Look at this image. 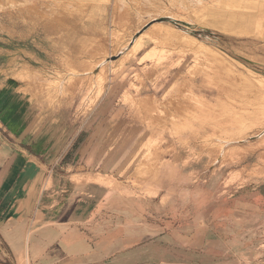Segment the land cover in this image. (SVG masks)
<instances>
[{"label":"rangeland","instance_id":"rangeland-1","mask_svg":"<svg viewBox=\"0 0 264 264\" xmlns=\"http://www.w3.org/2000/svg\"><path fill=\"white\" fill-rule=\"evenodd\" d=\"M10 125L50 164L72 147L52 198L99 186L207 229L222 262H264V0H0Z\"/></svg>","mask_w":264,"mask_h":264},{"label":"crops","instance_id":"crops-1","mask_svg":"<svg viewBox=\"0 0 264 264\" xmlns=\"http://www.w3.org/2000/svg\"><path fill=\"white\" fill-rule=\"evenodd\" d=\"M10 130L13 135L0 133V250L16 263L27 253L29 264H232L220 260L207 229L151 223L143 203L99 187L119 190L107 174L86 182L73 174L75 184L98 187L52 198L62 178L57 179L56 164L72 147L50 164L25 138L15 141L14 125ZM47 204L53 208L45 209Z\"/></svg>","mask_w":264,"mask_h":264},{"label":"bare ground","instance_id":"bare-ground-1","mask_svg":"<svg viewBox=\"0 0 264 264\" xmlns=\"http://www.w3.org/2000/svg\"><path fill=\"white\" fill-rule=\"evenodd\" d=\"M239 22H237V21H234V23L233 24H238ZM133 46H132V48H134V51H138L139 49H143V45L142 44H140V42H139V38L137 37V38H135L134 40H133V44H132ZM131 47V46H130ZM133 51V52H134ZM149 52V51H148ZM101 64L100 65H103V62H100ZM73 75V74H72ZM62 80H64V79H60L59 80V83H58V86L59 85H61L62 83H63V81ZM99 80V79H98ZM53 81V80H52ZM97 81V80H96ZM58 82V81H57ZM102 84H103V80L101 79V81L98 83V85L100 86V88L102 87ZM60 88V87H59ZM59 90V89H58ZM60 91V90H59Z\"/></svg>","mask_w":264,"mask_h":264}]
</instances>
